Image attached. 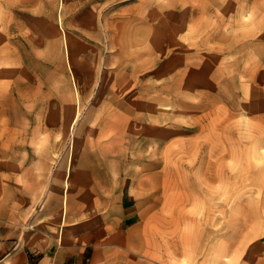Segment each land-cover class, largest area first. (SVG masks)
<instances>
[{"label":"rangeland","instance_id":"1","mask_svg":"<svg viewBox=\"0 0 264 264\" xmlns=\"http://www.w3.org/2000/svg\"><path fill=\"white\" fill-rule=\"evenodd\" d=\"M3 249L264 264V0H0Z\"/></svg>","mask_w":264,"mask_h":264},{"label":"crops","instance_id":"2","mask_svg":"<svg viewBox=\"0 0 264 264\" xmlns=\"http://www.w3.org/2000/svg\"><path fill=\"white\" fill-rule=\"evenodd\" d=\"M12 253L13 251L11 250H0V264H83L82 257L77 254L63 253L59 249H54V251L44 249L43 254L41 253L34 259L19 252ZM10 255L11 257L9 258L8 256ZM6 260L8 262L4 263Z\"/></svg>","mask_w":264,"mask_h":264}]
</instances>
